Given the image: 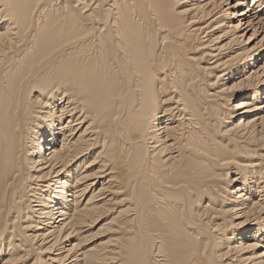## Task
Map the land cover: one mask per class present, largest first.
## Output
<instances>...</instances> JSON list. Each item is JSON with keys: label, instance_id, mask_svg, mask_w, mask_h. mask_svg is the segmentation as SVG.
Instances as JSON below:
<instances>
[{"label": "bare ground", "instance_id": "6f19581e", "mask_svg": "<svg viewBox=\"0 0 264 264\" xmlns=\"http://www.w3.org/2000/svg\"><path fill=\"white\" fill-rule=\"evenodd\" d=\"M0 264H264V0H0Z\"/></svg>", "mask_w": 264, "mask_h": 264}]
</instances>
